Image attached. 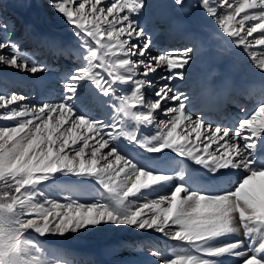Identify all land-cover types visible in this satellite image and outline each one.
<instances>
[{"label": "snow or ice", "instance_id": "6c2138e0", "mask_svg": "<svg viewBox=\"0 0 264 264\" xmlns=\"http://www.w3.org/2000/svg\"><path fill=\"white\" fill-rule=\"evenodd\" d=\"M5 3L0 66L45 73L43 49L73 67L58 76L59 98L38 103L0 76V264H99L95 253L43 238L128 228L164 243L116 240L100 254L147 245V264H264V0H196L206 34L156 54L149 23L153 32L157 21L182 25L150 0H47L71 29L67 41L18 27ZM212 47L261 78L213 69L223 79L203 85L202 109L233 104L226 123L189 111L176 83Z\"/></svg>", "mask_w": 264, "mask_h": 264}, {"label": "rangeland", "instance_id": "374dc122", "mask_svg": "<svg viewBox=\"0 0 264 264\" xmlns=\"http://www.w3.org/2000/svg\"><path fill=\"white\" fill-rule=\"evenodd\" d=\"M193 3H196V0H192ZM152 3V1H150ZM194 4H190V7L188 8L187 12H190L192 15H194V19L196 21H199V17L202 19L200 21L203 25L204 28L209 27V21L203 16L201 11L198 8L193 7ZM173 7H170V12L167 13L168 16L171 19H175L177 21L181 22L182 27L179 29H172L170 26L166 23H160L159 21L156 23L157 28L160 29V32H167L168 29L177 31L181 35H185L187 33H194L196 35H203L201 33H198L196 31H188V24L185 19H180V18H173L171 16ZM4 15L6 17H10L14 19L17 23V26L21 23H28L34 26L36 30H38L40 33L50 35L56 39L62 40V41H67L70 39H73L71 29L69 26L65 25L62 21V19L54 13L49 7L47 0H30V6H19V3L17 0H6L5 3V10H4ZM204 17V18H202ZM150 26H148L149 28ZM150 30V28L148 29ZM159 31H155L154 33L152 32V52L153 54L159 53L160 48L166 45L167 48H179L181 47L182 43L177 42V44H173L172 42L170 43H158L157 41V36L161 34ZM16 36H19V32H17ZM15 38V37H14ZM156 38V39H155ZM184 46V45H183ZM28 49H32L29 47V44L26 45ZM214 47L210 48L209 50L205 51L202 53L200 56L201 59V69L197 72H195L193 69H189V79H193L194 77H197L198 79L201 78L204 73L207 71L209 67L214 66L217 62L224 61L226 57L223 54H214L211 55L210 52ZM43 49H39L38 55L36 56V59L40 62H43L48 65L49 70L45 73L41 74H36L35 76H39L42 79L37 80V81H31V80H20L18 79V76L22 73H17L15 70L0 66V76L4 78V82L7 84L9 90L11 91H16L18 93L24 94L29 97L30 100L34 96H38L40 100L42 99L41 96L43 95L44 97L47 96H54L59 95L62 93V86L61 83L58 80L59 74L67 69H70L73 67L72 63L70 61L60 59V60H55L51 55L46 53L45 55L42 52ZM44 55V56H43ZM235 67L232 68L229 72L228 75L232 77L233 79L239 80L240 76L243 75L244 73L241 72V66L242 68L246 71V76H260L259 73H257L255 70L250 71L249 70V64L244 60L241 59V57L236 55H233ZM238 59L240 61V64L238 62ZM64 62L66 63V66H64ZM62 64V65H61ZM4 68H6V72H4ZM29 75V74H27ZM247 76V77H249ZM14 77V78H13ZM30 77H33V75H30ZM252 78V77H249ZM196 79V80H198ZM36 84V86L33 84ZM185 82V81H184ZM184 82H179L177 81V86L180 88L181 91H185L188 93V85H184ZM31 83V84H30ZM210 83L208 79H205L204 84ZM23 84V85H21ZM36 87V88H35ZM41 87V88H40ZM56 87V88H55ZM58 87V89H57ZM37 88H40L37 89ZM56 99V98H55ZM58 99V98H57ZM34 102V100H33ZM37 103V102H35ZM55 195V194H53ZM57 199H62L61 196H57ZM109 231H92L89 230L87 232H84L80 234L78 237H74L72 235H68L67 237H55V236H48L46 238L47 241L51 242L52 244L60 243L63 244L69 248H75L79 251L82 252H92L95 253V259L99 262V264H137L139 260H136V258L139 255L149 253L150 249H146L145 245L143 247L142 251H136L133 250L132 247L125 248L123 250H120L116 254L109 255V256H103L101 255V251L105 248L106 245L112 243L113 241L116 240H124V241H129L133 242V237H128V235H124L122 237H118L116 240H111L105 238L107 233ZM146 235V234H144ZM91 236V237H90ZM147 236V235H146ZM100 238V239H99ZM142 241V240H140ZM144 241V240H143ZM145 241H151L150 238L145 239ZM156 241V242H155ZM136 241H134L135 244ZM164 241L160 240H154L153 244L156 245H162ZM161 243V244H160ZM177 242L171 241L169 245H174ZM148 248V246H147ZM145 249V250H144ZM142 253V254H141ZM227 260L226 262L230 261ZM124 261V262H123ZM127 261V262H125ZM134 261V262H133ZM230 264V262H228Z\"/></svg>", "mask_w": 264, "mask_h": 264}, {"label": "bare ground", "instance_id": "6f19581e", "mask_svg": "<svg viewBox=\"0 0 264 264\" xmlns=\"http://www.w3.org/2000/svg\"><path fill=\"white\" fill-rule=\"evenodd\" d=\"M150 1H152V4L153 5H156V4L162 5L163 8H164V10L166 11V13H169L170 12V7H173L172 12H171V16L173 18L177 17V18H180V19H185L187 21V24H188V26H187L188 27V31H196V32L201 33L203 35L206 34L205 31H204L205 29H202L201 26L199 25V23L194 19V15H192L190 12H187L188 8L190 7V4H194L192 0H185L184 6L182 8L175 6L172 3V0H150ZM198 17H199V21H202V19L200 18V16H198ZM141 20L143 22V18H141ZM149 26H150V30H152V27L153 26H152V23L151 22L149 23ZM156 27H157V24H156ZM183 36L184 35L179 34L177 31L168 29L167 32H162L161 35L157 37V40H158L157 42L158 43H170V42H172L171 40L173 39L174 41H176V42H172L175 45L177 44V42H180L182 44H185L186 41L184 40ZM29 47L33 48L34 46L31 45V44H29ZM43 52H44V55L47 53V52L45 53V51H43ZM210 54L211 55H214V54H220V53L217 52L215 50V48H213L211 50ZM224 56L226 57V59L224 61L217 62L214 66L209 67L207 69V71L204 73V75L201 78L198 79L197 77H194L193 79H188V80H186L184 82V85H188L187 87H189L191 85L195 86V87L191 88L189 90V92H188V93H191L192 94L191 97L189 96L190 97V100H189V105L188 106H190V107H198V106L199 107H202L200 97H196L195 96V93L199 89L201 91H204L203 85H204L205 79H208V81H210V84H212V85L218 84L223 79L222 76H211L210 77V73L213 71V69H220L221 71H223L225 69H228V72H229L232 68L235 67L233 55L232 56L224 55ZM64 64H66V63L64 62ZM190 69H193L195 72H197V71H199L201 69V59H200V57H198L197 61L195 63H193V65H192V67ZM4 72H6V68H4ZM228 72H227V75H228ZM18 79H20V80H31V81L33 80V81H37V80H41L42 78L39 77V76L30 77V75H27V74H23L22 73V74H20L18 76ZM196 79H198V80H196ZM240 79H243L247 83H254V82L257 83L253 78H249L245 74L241 75L240 76ZM57 89H58V87H57ZM147 94L149 96H151V92H148ZM53 98H56L57 99V98H59V95L58 94L57 95L54 94ZM31 99H33L34 102H33V100H30L29 99V102L30 103H35V102L38 103V102H40V98L38 96H34ZM216 111L218 112V114L220 113V110L219 109L216 110ZM205 112L207 113L208 110L206 109ZM195 114L198 115V113H195ZM144 234H146L147 236L144 235ZM124 235H128V237H133L134 238L133 239V244H134V241H136V242L137 241H140V240H142V241L144 240L145 241V239H148V238L151 239V242L152 243H153L154 240H160V242L162 241V239H161V237H160L159 234L152 233L151 231H148V232H136V231L132 230L131 228L121 229V230L114 231V232L109 231L104 236H106L105 238L111 239L113 241V240H116L118 237H122ZM235 238H241V239H243V237H233V239H235ZM170 242L171 241H168L167 243L169 244ZM146 249L148 250L150 248L149 247L147 248V246H146ZM151 259L152 258L150 257V255H149L148 252L145 253V254L139 255L136 258V260H139L137 262V264H147V262L149 260H151ZM224 259L225 260H229L230 258L225 257ZM125 262H127V261H125ZM228 262H230V261H228ZM228 262H227V264H229ZM120 264H122V263H120Z\"/></svg>", "mask_w": 264, "mask_h": 264}]
</instances>
